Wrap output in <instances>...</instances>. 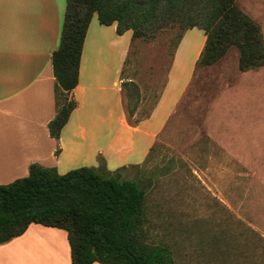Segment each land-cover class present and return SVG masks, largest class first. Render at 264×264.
<instances>
[{"label": "rangeland", "instance_id": "rangeland-1", "mask_svg": "<svg viewBox=\"0 0 264 264\" xmlns=\"http://www.w3.org/2000/svg\"><path fill=\"white\" fill-rule=\"evenodd\" d=\"M237 3L264 36V0ZM184 32L176 25L132 41L123 72L138 87L124 86L131 121L160 97ZM195 33L198 47L204 31ZM239 57L231 46L196 67L145 161L122 171L147 191L146 242L167 246L175 264H264V66L243 72Z\"/></svg>", "mask_w": 264, "mask_h": 264}, {"label": "crops", "instance_id": "crops-1", "mask_svg": "<svg viewBox=\"0 0 264 264\" xmlns=\"http://www.w3.org/2000/svg\"><path fill=\"white\" fill-rule=\"evenodd\" d=\"M66 0H0V183L29 175L34 163L66 174L80 167L109 171L141 165L159 140L189 86L206 43L185 32L168 81L150 113L133 122L125 107L123 72L133 41L117 24L93 17L81 57L77 106L59 139L52 55L59 47ZM204 31V30H203ZM0 264H72L65 230L31 224L0 245ZM99 264V263H94Z\"/></svg>", "mask_w": 264, "mask_h": 264}, {"label": "trees", "instance_id": "trees-1", "mask_svg": "<svg viewBox=\"0 0 264 264\" xmlns=\"http://www.w3.org/2000/svg\"><path fill=\"white\" fill-rule=\"evenodd\" d=\"M66 1L60 44L52 55L58 109L49 130L55 139L77 106L69 95L79 84L83 47L95 15L102 25L116 23L118 34L132 31L133 40H151L176 25L185 32L203 29L206 43L197 67L214 65L231 46L239 49L241 71L264 66L261 25L237 0ZM123 85L138 93L132 81ZM125 169L111 172L104 159L98 168L80 167L66 174L32 164L28 176L0 185V245L34 223L67 232L72 264H175L167 246L146 242L147 191L140 180L125 179Z\"/></svg>", "mask_w": 264, "mask_h": 264}]
</instances>
